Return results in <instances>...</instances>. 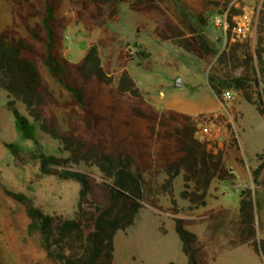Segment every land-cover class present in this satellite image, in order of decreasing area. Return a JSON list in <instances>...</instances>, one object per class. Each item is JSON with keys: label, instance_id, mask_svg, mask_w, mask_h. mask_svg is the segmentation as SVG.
<instances>
[{"label": "trees", "instance_id": "1", "mask_svg": "<svg viewBox=\"0 0 264 264\" xmlns=\"http://www.w3.org/2000/svg\"><path fill=\"white\" fill-rule=\"evenodd\" d=\"M5 1L11 20L0 30V88L12 97L6 105L15 130L34 143L30 156L37 161L41 175L71 180L79 186L75 210L66 217L45 212L24 193L4 188L5 195L24 205L28 232L37 235L46 258L52 264H115L116 233L133 224L144 204L162 209L158 196L167 195L185 264H198L197 235L178 215L182 208L174 194V180L181 177L178 197L194 209L206 205L213 181L234 178L223 148L215 150V142L196 136L198 122L219 124L222 115L157 110L126 69L134 53L144 58L141 47L135 52L120 48L118 75L103 63L99 47L118 42L108 25L121 19L119 4L126 3L130 10L155 23L153 32L158 40L172 41L204 63H212L206 78L222 104L227 103V94L236 92L264 118V7L254 22L256 41L251 49L249 39L236 33V16L243 11L226 3L227 44L218 52L196 26L178 22L161 0H68L70 18L60 14L62 0ZM196 21L199 26L207 24L201 15ZM72 22L87 31L100 28L106 34L90 43L77 61L63 53L64 30ZM46 75L68 92V100L60 101L54 95ZM15 100L23 105L25 114L17 110ZM57 107L66 109L65 129ZM35 126L55 139L66 156L46 153ZM4 145L20 158L18 144ZM232 145L238 149L234 137ZM255 157L257 164L250 170L254 188L264 185V148ZM80 165L99 171L102 202L89 198V176L77 168ZM160 174L165 175L162 182L157 180ZM253 204L248 185L239 192L238 219L231 220L230 227L240 241L264 258V238L255 239Z\"/></svg>", "mask_w": 264, "mask_h": 264}, {"label": "rangeland", "instance_id": "2", "mask_svg": "<svg viewBox=\"0 0 264 264\" xmlns=\"http://www.w3.org/2000/svg\"><path fill=\"white\" fill-rule=\"evenodd\" d=\"M234 3L243 11L236 16V33L247 37L251 49L256 41L255 24L257 14L264 7V0H161L162 6L181 24H192L198 28L208 42L220 52L227 44L225 4ZM121 19L110 23V33L116 34L118 42L100 46L103 63H108L114 75H118L116 58L121 47H141L144 58L134 53V60L126 69L148 101L159 111L166 109H191L192 111L213 110L222 115L219 127L207 131L206 138L215 142V150L223 148L224 159L234 174L231 180L213 181L203 207L188 208V202L178 197L181 177L174 180V194L179 207L178 214L186 220L185 227L197 235L198 264H264L261 253H257L230 227V221L238 219L239 192L250 186L252 190L255 239L264 238V185L253 187L250 170L257 164L255 155L264 148V118L255 107L238 93L230 92L227 103L222 104L207 82L212 63L206 64L187 53L172 41H160L153 29L155 23L141 13L130 10L128 4H119ZM60 14L71 17L68 0H62ZM207 19L199 26L196 16ZM10 6L0 0V30L10 23ZM100 28L87 31L82 25L70 23L64 30L63 53L77 61L86 47L104 37ZM140 64V65H139ZM239 71V70H238ZM54 95L68 100L69 94L59 83L46 75ZM177 78L181 86H174ZM12 99L0 88V264H52L40 247L37 235L28 232V218L24 205L4 194V188L22 192L34 205L45 212L71 216L76 207L79 186L71 180H62L53 175H41L38 163L30 154L34 149L31 140L22 139L15 130L12 112L6 102ZM17 110L25 114L23 105L15 100ZM66 109L56 108L62 125ZM230 124V128L227 126ZM35 135L43 150L48 154L66 156L59 143L36 126ZM236 138L238 149L232 145ZM14 142L20 147V158H16L4 145ZM89 176L91 190L89 198L103 201L100 174L95 168L77 167ZM165 175L160 174L158 182ZM158 209L144 204L134 222L125 231L114 237L115 264H185L181 242L174 230L173 214L169 211L167 195L158 196ZM165 231L161 232L159 228Z\"/></svg>", "mask_w": 264, "mask_h": 264}, {"label": "built area", "instance_id": "3", "mask_svg": "<svg viewBox=\"0 0 264 264\" xmlns=\"http://www.w3.org/2000/svg\"><path fill=\"white\" fill-rule=\"evenodd\" d=\"M229 96V94H227V97ZM219 124H216L213 121H202V122H198L197 124V131H196V136L200 139H207L206 138V134L207 131L211 128H215V127H219Z\"/></svg>", "mask_w": 264, "mask_h": 264}, {"label": "crops", "instance_id": "4", "mask_svg": "<svg viewBox=\"0 0 264 264\" xmlns=\"http://www.w3.org/2000/svg\"><path fill=\"white\" fill-rule=\"evenodd\" d=\"M83 53H84V51H83ZM155 108L158 109L157 107H155ZM159 110H160V109H159ZM178 111H180V110H178ZM212 111H213V110L192 111V110L189 109V108L181 110V112H184V113L189 114V115H191V116H195V115H197V114H199V113H203V112H212ZM114 262H115V251H114ZM170 262H171V261H170Z\"/></svg>", "mask_w": 264, "mask_h": 264}, {"label": "water", "instance_id": "5", "mask_svg": "<svg viewBox=\"0 0 264 264\" xmlns=\"http://www.w3.org/2000/svg\"><path fill=\"white\" fill-rule=\"evenodd\" d=\"M174 86L176 87H180L181 86V79L180 78H177L174 82Z\"/></svg>", "mask_w": 264, "mask_h": 264}]
</instances>
